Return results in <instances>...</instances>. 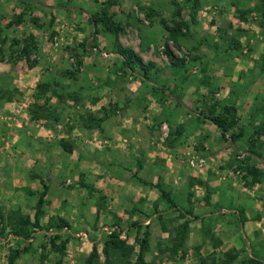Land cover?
Returning a JSON list of instances; mask_svg holds the SVG:
<instances>
[{
	"label": "rangeland",
	"instance_id": "rangeland-1",
	"mask_svg": "<svg viewBox=\"0 0 264 264\" xmlns=\"http://www.w3.org/2000/svg\"><path fill=\"white\" fill-rule=\"evenodd\" d=\"M38 1L45 5L0 0V85L7 78L0 97V264L27 245L10 234L11 225L33 222L44 190L41 230L15 264H86L94 249L104 264L107 235L121 231L133 244L147 225V264H223L229 252L237 255L230 264H264L261 0H201L192 20L183 5L188 32L179 45L167 41L172 60H184L180 68L170 65L158 19L146 18L153 8L170 27V0ZM105 2L124 27L119 45L149 66L150 81L124 67L115 37L100 27L94 33L87 21ZM18 15L22 21L11 24ZM27 46L28 55L14 60ZM69 71L75 75H61ZM38 83L50 85L46 103L34 100ZM34 102L45 110L37 120ZM226 108L231 126L223 137L208 118ZM231 134L241 136L232 141ZM60 220L67 226L55 230ZM185 223L183 245L172 254ZM55 233L57 244L68 240L63 254L49 244Z\"/></svg>",
	"mask_w": 264,
	"mask_h": 264
},
{
	"label": "trees",
	"instance_id": "trees-1",
	"mask_svg": "<svg viewBox=\"0 0 264 264\" xmlns=\"http://www.w3.org/2000/svg\"><path fill=\"white\" fill-rule=\"evenodd\" d=\"M27 4H37V5H43V2H39L38 0H20ZM43 3V4H42ZM170 3L172 6L175 7V13L174 17L171 19V26H167L166 20L163 19L161 16V13L157 10H154L153 8H148L146 11V18H156L158 19V22L160 25H162L164 32L167 33L166 41L164 43V47L167 49V41H171L174 45H179L178 39L181 36H186L185 32H188L189 29V23L186 19L182 18V10L183 5L185 7H189L188 10H190L189 17L191 20L194 18L193 14L196 13V11L201 6V0H170ZM45 5V4H44ZM43 5V6H44ZM112 5L111 2H105L102 3V8L100 11L95 12L93 14H90L88 16L89 23L94 27V33H97V28L100 27L101 31L113 35L115 37L114 41V53L118 54L122 57V64L124 67L128 68L129 70L134 71L135 69H139L141 73H139L142 78L146 81H150L151 77L149 72V66L144 65L142 63L141 58L137 57L134 52L130 51L129 49L122 48L118 43V36L123 33L124 27L121 25V23L115 21L113 19V15L109 14L108 9ZM261 6L264 10V0H261ZM22 21V16L18 15L15 17V20H13V23H16L17 25ZM10 24V25H11ZM3 42V41H1ZM28 47H23L21 51V55L16 56L14 55V60L16 58L25 57L28 55ZM166 55L169 58L170 65L175 67H182L185 65L184 60H178L173 61L170 53L167 50H165ZM14 54V53H13ZM13 56V55H12ZM2 61V60H1ZM78 66L80 65V62L77 61ZM157 73V71L155 72ZM62 76H71L73 77L75 74L73 71L69 72H62ZM1 85H0V97L3 96V94L6 93V90H3L2 84L4 85V82L7 81L6 79H1ZM55 86H58V83H54ZM50 85L48 83H38L36 86V93L34 94V100L38 101L40 99L44 100V103L48 101L47 93L50 91L49 89ZM15 90V89H14ZM16 91V90H15ZM52 94L56 95L57 97H62L57 94V91L55 89L52 90ZM12 97V95H11ZM8 99H11L10 97H6V100L9 102ZM103 109V108H102ZM229 109H225V113L218 116H213L208 118V120L215 126H217L218 129L222 130V136L224 137L226 132L229 129V124H227L226 121V115L229 114ZM42 113V115L40 114ZM45 114L44 108L42 106L37 105L35 102L32 104L30 108V115L32 120L40 119V117H43ZM232 124V123H231ZM241 134H231V140H235L236 138H239ZM160 185H157L159 187ZM160 196L165 199L166 203L169 205V207L175 208L176 205L174 204L170 194L168 192H165L164 189L159 188ZM46 195V191L41 192L38 198V201L36 203V207L34 210L33 215V222L30 221V218H20L17 221H14V224L11 225L10 234L15 238H21L24 241H27V245L23 247L21 250H13L7 257V264H15V261L18 257V255L22 251H26L28 249V246L31 243L32 236L35 232V230H41V226L39 223L40 216L43 214L42 208L45 204L44 197ZM154 212H157V208H154ZM160 218V216H159ZM3 219L2 214L0 212V221ZM31 225L32 229L29 230V226ZM67 224L63 222L62 220L59 221L55 225V230H60L64 227H66ZM115 227L118 228L119 224L115 223ZM129 229H134L135 233H140L139 229H141V225L138 222H131V224L128 226ZM148 225L145 227V231L142 232V237L139 239L138 237L135 239V242L133 244H129L126 240L120 238L121 237V231H116L115 229L106 237V240L104 242L103 247V254L105 257L104 264H147L145 261L146 254L149 251V232H148ZM188 226L187 223H185L180 230L178 231L176 237L173 239V244L170 247V252L172 254H176L179 248L182 247L183 242L185 240V233ZM50 230L54 229L53 227L48 228ZM49 231V230H47ZM2 233L0 232V235ZM61 239L60 236L55 233L53 236H49V244L50 246L60 254L64 253L65 245L68 242L67 239L61 240L59 244L56 243L57 240ZM237 259V255L233 254L231 252L227 253L226 259L223 260V264H230L232 261H235ZM97 255L95 253V249L93 250L92 254L87 258L86 264H97ZM59 264V263H58ZM240 264H261L255 259L252 258H246L244 260H241Z\"/></svg>",
	"mask_w": 264,
	"mask_h": 264
},
{
	"label": "crops",
	"instance_id": "crops-1",
	"mask_svg": "<svg viewBox=\"0 0 264 264\" xmlns=\"http://www.w3.org/2000/svg\"><path fill=\"white\" fill-rule=\"evenodd\" d=\"M19 172H20V170H19ZM17 174H19V173H17Z\"/></svg>",
	"mask_w": 264,
	"mask_h": 264
}]
</instances>
